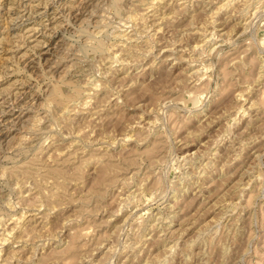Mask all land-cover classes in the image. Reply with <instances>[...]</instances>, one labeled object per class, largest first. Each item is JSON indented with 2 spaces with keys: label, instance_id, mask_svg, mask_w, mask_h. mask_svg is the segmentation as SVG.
Masks as SVG:
<instances>
[{
  "label": "rangeland",
  "instance_id": "1",
  "mask_svg": "<svg viewBox=\"0 0 264 264\" xmlns=\"http://www.w3.org/2000/svg\"><path fill=\"white\" fill-rule=\"evenodd\" d=\"M0 264H264V0H0Z\"/></svg>",
  "mask_w": 264,
  "mask_h": 264
},
{
  "label": "bare ground",
  "instance_id": "2",
  "mask_svg": "<svg viewBox=\"0 0 264 264\" xmlns=\"http://www.w3.org/2000/svg\"><path fill=\"white\" fill-rule=\"evenodd\" d=\"M205 162H206V161H205ZM14 220H15V219H14ZM18 221H20V220H18ZM18 221L16 220V221L14 222V225L17 224ZM14 225H13V226H14ZM15 226H16V225H15ZM17 226H18V225H17Z\"/></svg>",
  "mask_w": 264,
  "mask_h": 264
}]
</instances>
